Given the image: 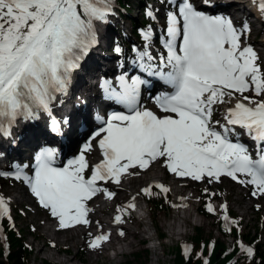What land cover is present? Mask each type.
Returning a JSON list of instances; mask_svg holds the SVG:
<instances>
[{"label":"snow or ice","instance_id":"6c2138e0","mask_svg":"<svg viewBox=\"0 0 264 264\" xmlns=\"http://www.w3.org/2000/svg\"><path fill=\"white\" fill-rule=\"evenodd\" d=\"M251 2L264 19V0ZM159 3L163 24L161 9L147 6L144 14L157 27L149 23L139 29L142 43L130 50L131 70H124L121 61L120 73L99 85L104 99L124 110L106 117L96 113L98 126L78 156L63 166L58 150L44 147L31 165L13 163L11 171H0V177L28 188L58 230L90 225L89 201L98 195L114 199L116 193L108 184L121 185L125 177L140 176L154 162L194 182L213 184L230 178L251 187L253 197L264 199V54L249 42L251 25L210 14L193 0ZM201 3L215 7L213 0ZM115 15V0H0V139L15 143V127L42 116L49 117L54 133H61L62 124L71 127L68 118L53 117V106L68 94L74 74L98 46L97 26L110 23ZM114 51L118 56L124 53L120 46ZM154 82L166 89L151 96L155 111L142 103L143 92ZM221 107V118L216 119ZM93 140L103 159L87 174L85 153ZM169 192L163 183L141 187L128 203L119 205L113 219L117 235H127L123 226L141 196L163 199L176 211L188 207L184 197L169 200ZM8 208L0 196V219ZM205 211L215 209L206 203ZM96 223L99 234L91 237L88 247L102 250L111 242V233ZM242 253L254 254L251 247L242 248Z\"/></svg>","mask_w":264,"mask_h":264},{"label":"rangeland","instance_id":"374dc122","mask_svg":"<svg viewBox=\"0 0 264 264\" xmlns=\"http://www.w3.org/2000/svg\"><path fill=\"white\" fill-rule=\"evenodd\" d=\"M139 1L142 0H125V2L130 4V6L134 7L137 6ZM242 1H247V4L251 5L252 9H254L257 14V9L252 6V2L250 0ZM144 2L146 6L151 5L153 8H160L161 13L159 15L163 16V6L159 3V0H144ZM238 4L241 6L242 3ZM241 8L243 7L241 6ZM134 13L135 15H133L136 16V10ZM236 15L238 18L244 17L246 16V11H240ZM258 17L259 20H257L255 26L251 27V35L249 38V42L255 46L257 51L261 53L263 52L264 54V48L263 46H261L260 42L261 39H264V30H262L259 35H256L258 31L262 27H264V21L260 18V16ZM139 19L142 20L140 16ZM147 22L149 23V20H147ZM247 22L251 24L250 20H248ZM113 23H118L117 25L121 27V21L116 16L113 18L112 24ZM129 23L127 26L128 28L126 30V33H129L126 35H132ZM160 23H162L161 20ZM139 24L142 25V23ZM237 25L240 24L238 23ZM106 34L108 35V44L104 43V45H106V50L109 55H111V50H114V48L112 47V38L110 33L106 32ZM132 45L139 46L137 43H133ZM100 50H96L93 54L96 56V54L100 53ZM83 72L85 71L82 70V73ZM96 86L98 88V81L96 83ZM69 95L70 90L68 91V94L66 96L69 97ZM222 112L223 107H221L220 110L215 113V118L220 119ZM45 142L51 144L50 140H46L44 142H34L35 145L33 147H29L26 158H28L29 154H32V152H34L40 145H47ZM77 151L78 147L73 153L64 155L62 159H66V156L76 157L78 155L75 154ZM85 157L87 161L101 158L99 154L91 155L90 153ZM154 163L158 168L159 176L161 178H165L164 180L162 179L160 181H162L164 185L166 182L167 184L165 186L170 189L168 196L172 198L171 201L176 202L178 201V198H180V196H177L174 192L175 187L178 189L183 188L184 190H186L184 195H182V197L185 198L184 202L188 204L187 208H191L194 210V218H198L199 222L202 223V225H194L189 219L186 224L187 234L183 237H171V232L179 231V229L175 230L172 226L174 224V216L177 211L170 207L166 211L161 210L157 214H155L153 212L152 205H147L145 198L142 196V198L144 199V206L148 207L151 210L150 215H152L153 220H157V222L153 221L154 229L157 230L158 234H165V240L161 242V248L149 249L151 245H145V243L143 242L146 240L149 234H154V230L150 224L149 233L139 235L138 233L141 231H148V228L143 225H140L138 231H135L138 235L135 238L136 244L134 248H129L124 255H121L116 259L112 258V251L105 255H98V257L90 258V255L92 253V250L88 247V241L90 240V238L80 237L74 242H57L56 240H54L55 236H53L51 232H48L46 227L49 226L51 227V229H56L57 222L49 215L48 211L43 209L37 203V201L29 194L27 187L23 183L19 181H14L11 178L0 177V196H3L5 198V202L9 206L7 215H9L12 221L17 224V227L20 229L21 235L25 241L26 246L33 251V255L31 256V264H45V262L55 264H129L130 262H132L133 264H175V256L173 255L174 249L178 246V244H180L184 246L185 249L188 251L192 243V239L197 233V228L202 230L205 239H213L214 241L219 240L225 243L227 245V248L231 250L232 239H229L228 236L224 235L221 231H218L217 223H214L217 218L221 219L224 217V215H227L229 217V220L232 219V221L241 222L242 235L250 239H256L257 246L261 251L264 252V199L253 197L251 195V187H244L242 185H239L236 182L232 181L230 178H223L222 183L213 184H208L205 181L194 182L190 179L183 178V180H181L178 185H172V187L169 184H174L173 178L175 176L169 174L166 169H164L160 165V163ZM145 178L146 175L144 174V172H142L140 176L129 177L127 182L132 183L133 191L132 193H128V196L125 200L117 202V204H114V206L110 209V212L113 217L116 215L117 207L119 205L128 203L130 201L131 196L136 195L138 192H140L141 187H148L149 185H153L154 183H156L155 180L149 182L144 181ZM108 185L110 186L115 184ZM184 185H186L185 188ZM205 189H207V195L215 193V196L218 195V197L211 198L208 196H204L203 194H201V191L205 194ZM245 196L248 197L247 200H245ZM188 197H192L193 200H189ZM96 199H94L88 205L93 206L95 204L94 201ZM203 201L210 203L211 206L215 209L214 217H206L200 213L201 209H205V205H202ZM90 217H92V223L90 225H93V221L96 219L95 213L91 212ZM135 227H138V223ZM30 230L33 231L34 234H32ZM69 230L70 229L58 230L57 236L61 237L65 235ZM92 232L95 233L96 229H92ZM128 240L131 241L132 239ZM47 241L50 242V247L47 246L42 252H40V248H43L44 244ZM53 242L55 244L54 248L53 246H51ZM238 244L240 245L241 249L247 247L255 248V245L248 244L243 238L238 239ZM62 248L70 249L71 254L65 256L62 255L61 251L59 250ZM155 252L157 255H155ZM76 257H78V259ZM2 259L6 261V256L2 257ZM64 260L68 262H64Z\"/></svg>","mask_w":264,"mask_h":264},{"label":"bare ground","instance_id":"6f19581e","mask_svg":"<svg viewBox=\"0 0 264 264\" xmlns=\"http://www.w3.org/2000/svg\"><path fill=\"white\" fill-rule=\"evenodd\" d=\"M144 1H139L137 6H130L129 11L131 17H133V20L137 22V24L140 23L139 14H138V6L143 5ZM213 3L215 5L216 9L226 8L229 10L230 14H234L246 11L245 19L249 20L247 16L253 14V9L251 5L247 4V1L242 0H233V1H224V0H213ZM238 3H242L241 6ZM204 8L206 5H203ZM135 10L137 12L135 15ZM127 11V12H129ZM134 14V15H133ZM258 14V13H257ZM256 16L254 17H258ZM259 18V17H258ZM258 20V19H257ZM256 19H253V22L257 23ZM121 21V27L120 29L122 32L126 33L127 26L124 21ZM264 21V19H263ZM130 27H132L133 23L132 20H130L129 23ZM255 26V25H254ZM264 30V27H262L256 35H259L261 31ZM120 41V45L122 49L124 50L123 55L118 56L114 51L111 50V55L106 50V45L102 47L99 54H96L92 57L91 65L92 70H84L85 72L81 73L74 81L72 88L70 89V95L69 97H65L64 99L60 100L58 103V109H54L53 117L57 119L58 121H63L65 118H68L71 123V127L66 125H61L62 131L60 134L54 133L50 130V127L46 128V122L44 118H40L38 121H35L33 123H20L15 129L13 130V136L15 138V143H13L11 140L8 139H0V166L2 171H8L11 169V164L13 163H25L26 162V156L28 154L29 147H33L35 144L34 142H44L47 134H53L54 138L53 143H55V148L58 150L59 157H61L63 154H71L75 151V149L78 147L79 143L83 140V134L79 131V127L81 126H87L90 124H93L94 116L97 113L98 110L102 109L103 107H108L109 105L106 104L102 100V96L99 93V90L96 88L95 82L97 81L98 77L111 75L112 71L120 70V62L124 60V58H129L131 55V52L128 50V46L131 43H137L138 45H141L142 41L139 40V38L133 36V35H122L118 39ZM261 46L264 48V39L260 40ZM263 54V52H262ZM110 68V70H107V68ZM124 70H129L127 66H125ZM74 80V78H73ZM48 119V125L50 126V119ZM41 127H44L46 129L44 131V134L42 133ZM51 140V139H50ZM41 146V145H40ZM43 146V145H42ZM89 153L92 154H100L98 149L93 148ZM89 163V162H88ZM144 174L146 175V178L144 181H152L155 180L159 183H162L160 180H164L165 178H161L159 176V171L155 163H152L148 170L144 171ZM129 177H125L122 180L121 185H108V188L115 192L116 195L114 199L108 200L104 195H99L95 201L93 206L89 207V219L92 220V217H90V213H95V220L93 221V225L88 226H79L70 229L65 235L58 237L57 231L58 227L55 229H51V227H46L48 232H51L53 236H55V239L57 242H68V241H76L78 238H90L92 236H95L99 234V229L97 227V221L102 226V229L105 233L110 232L111 233V242L106 243L103 245L102 250H92V253L90 255V258L98 257V255H105L108 254L110 251L115 252V258H118L121 255H124L129 248H134L136 242L135 238L136 236L147 234L148 231H141L138 234H136L135 231H133L130 228H124L126 232V236L121 238L117 235V228L114 226L113 219L110 209L114 206V204H117V202L123 201L127 198L128 193H132L133 187L131 182H127ZM157 179V180H156ZM183 178H177L174 177L173 181L174 184L169 185H178ZM167 183L165 182V185ZM187 185V184H186ZM184 185V188L186 187ZM173 187V186H172ZM174 192L177 196L182 197L184 195L185 191L183 188L178 189L174 188ZM245 200L248 199L247 196L244 197ZM189 200H193L192 197H188ZM98 207V208H96ZM151 210L149 209V213ZM101 215V217H100ZM149 218L153 220L152 215L149 214ZM190 219L192 224L194 225H202V223L199 222L198 218H194V210L191 208L187 209H181L175 213L174 216V224L172 225L173 228L179 229V231L171 232V237L179 236L183 237L187 234V221ZM194 220V222H193ZM149 224L150 221H149ZM152 226V224H151ZM154 228V225L152 226ZM92 229H96V232L93 233ZM149 230V229H148ZM91 234V235H90ZM128 239H132L129 241ZM181 239V238H180ZM50 247V243L46 242L44 244L43 248H40V252H42L46 247ZM155 255L156 252H155ZM78 259V257H76ZM64 262H68L65 261ZM159 262V261H158Z\"/></svg>","mask_w":264,"mask_h":264},{"label":"trees","instance_id":"16d2710c","mask_svg":"<svg viewBox=\"0 0 264 264\" xmlns=\"http://www.w3.org/2000/svg\"><path fill=\"white\" fill-rule=\"evenodd\" d=\"M119 2L121 5L120 13L122 14L123 19L132 20L134 36L140 39V25L137 24L135 20H133V17H131L129 7L127 6L125 0H119ZM144 23L147 24L148 22L144 21ZM113 30L115 31L116 35L118 33L126 35L124 32H122L119 27H113ZM201 194L211 198L218 197V195L210 196V194H204L202 191ZM168 199L172 200L170 196H168ZM146 200L150 205H152L153 212L155 214H157L161 210L166 211L170 208V206L166 204L163 199L146 198ZM206 203V201H203L202 205H205ZM200 213L207 217L215 216L214 213H208L207 211H205V209H201ZM154 221L157 222V220ZM215 222L217 223L219 230L224 235L231 236L234 238L232 243V250L230 251L227 248V245L219 240L214 241L213 239H205L202 230L197 228V233L192 239L193 248L191 249L190 254L187 255L185 253L184 247L180 244H178V246L174 249L173 255L175 256V264H264V252L261 251L257 246L256 239H250L242 235L241 222L232 221L229 226H227L226 222L222 218H217ZM3 224L8 235L9 241L11 243V252L5 261L4 259H2V254L4 250L1 249L0 264H31V256L33 255V251L26 246L25 241L21 235L20 229L17 227V224L13 223L9 217H6L4 219ZM30 232L34 234L33 231L30 230ZM165 236V234H160L161 238ZM239 238H243L250 245H255L256 251L252 257H247L245 254L242 253L240 245L238 244ZM61 250L68 254H71V251L68 248H62ZM45 264L55 263L45 262ZM129 264L133 263L130 262Z\"/></svg>","mask_w":264,"mask_h":264}]
</instances>
